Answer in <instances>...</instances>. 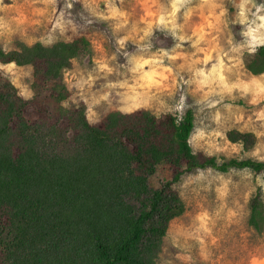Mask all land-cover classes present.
Returning a JSON list of instances; mask_svg holds the SVG:
<instances>
[{
  "label": "clouds",
  "instance_id": "clouds-1",
  "mask_svg": "<svg viewBox=\"0 0 264 264\" xmlns=\"http://www.w3.org/2000/svg\"><path fill=\"white\" fill-rule=\"evenodd\" d=\"M130 3L0 0V53L7 58L0 59V81L10 84L22 102L34 101V64H19L11 57L37 44L50 50L74 43L81 34L78 28L107 23L116 52L110 58L93 57L91 69L87 57L83 68L77 57H70L72 68L62 66L60 72L71 95L60 107L67 113L83 103L89 126L102 124L111 112L127 117L145 111L157 121L173 117L180 127L194 110L186 140L190 154L215 158L217 167L187 173L181 165V180L172 183L170 191L186 204L195 200L197 211L186 213V220L170 221L152 264H198L197 256L200 264H213L218 226L239 225L251 216L248 205L254 198L264 202V169L256 172L245 164L264 165V71L253 73L247 67L264 49V0H135L132 7L143 13L138 19L125 6ZM77 19L83 24L78 26ZM168 41L171 44L164 46ZM117 53L122 63H115ZM231 132L250 134L251 147L242 138L231 140ZM233 159L245 166L218 170ZM207 194L214 197L211 209L201 202L207 201ZM257 242L264 249V237ZM248 264H264V255H252Z\"/></svg>",
  "mask_w": 264,
  "mask_h": 264
},
{
  "label": "trees",
  "instance_id": "trees-1",
  "mask_svg": "<svg viewBox=\"0 0 264 264\" xmlns=\"http://www.w3.org/2000/svg\"><path fill=\"white\" fill-rule=\"evenodd\" d=\"M89 48L90 40L80 36L13 55L36 68L34 101L22 102L0 81V264H152L170 221L185 208L170 191L181 180V165L187 173L217 167L215 158L190 154L193 110L180 127L173 117L157 121L145 111L127 117L111 112L89 126L83 103L66 113L60 101L71 93L60 69ZM0 59L7 58L0 53ZM247 67L264 71V49ZM229 138L244 139L248 148L253 142L250 134L231 132ZM162 164L171 178L152 187ZM245 164L233 159L218 170ZM250 208L249 224L263 231L264 202L254 198Z\"/></svg>",
  "mask_w": 264,
  "mask_h": 264
},
{
  "label": "rangeland",
  "instance_id": "rangeland-1",
  "mask_svg": "<svg viewBox=\"0 0 264 264\" xmlns=\"http://www.w3.org/2000/svg\"><path fill=\"white\" fill-rule=\"evenodd\" d=\"M135 3V0H131L130 4H126L125 6L128 8L130 12H132V18L138 19L140 15H142V11L132 5ZM88 19H92L88 17ZM75 23L80 26L83 24V21L77 19ZM81 33L80 36H85L90 40V48L85 49L81 55L77 58L81 62V67H85L84 58L87 57V65L88 69L93 67L92 58H110L111 55L116 52L115 38L112 36L111 29L108 27L107 23L95 21L93 25L88 28H78ZM123 33H121L122 35ZM69 35H72L69 32ZM74 37V39L78 38ZM95 42V43H94ZM154 43L159 46L158 41H154ZM171 41L166 42L164 46H169ZM132 49V45H129V49ZM119 60L115 63H122L123 57L121 53H117ZM72 68V66L70 67ZM103 83V81L98 82ZM34 88V87H33ZM191 102V99H190ZM242 103V102H241ZM194 111V110H193ZM197 119L199 117H196ZM238 169V168H237ZM222 172V171H220ZM191 173V172H189ZM226 173V172H225ZM171 178V171L169 167L165 164H162L158 167L156 173L151 178V186L157 187V185H161L164 181ZM205 194H202V196ZM239 198V197H237ZM214 197L211 194H207V201H204L201 198V202L204 203L205 207H209L210 209L214 207L213 203ZM240 203L243 204L242 198L240 199ZM185 208L184 211L175 218L187 219L185 214L194 215L197 211L196 201L193 200L192 203L186 204L184 202ZM250 207V205H248ZM174 218V219H175ZM249 217L245 216L241 219L239 225H232L228 228H221L218 226L215 231V235L218 238L217 244L212 248L213 264H248L249 258L252 255H264V249L259 248L257 238L264 237V229L261 232L255 230V233H252V229H254L248 222ZM196 255V253H193ZM198 264L199 257L197 256ZM179 264V262H177Z\"/></svg>",
  "mask_w": 264,
  "mask_h": 264
}]
</instances>
